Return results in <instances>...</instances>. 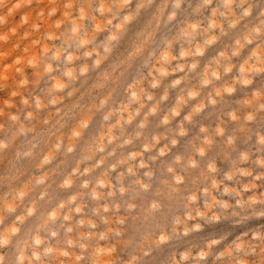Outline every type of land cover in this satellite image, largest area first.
<instances>
[{
	"label": "clouds",
	"instance_id": "obj_1",
	"mask_svg": "<svg viewBox=\"0 0 264 264\" xmlns=\"http://www.w3.org/2000/svg\"><path fill=\"white\" fill-rule=\"evenodd\" d=\"M0 264H264V0H0Z\"/></svg>",
	"mask_w": 264,
	"mask_h": 264
}]
</instances>
